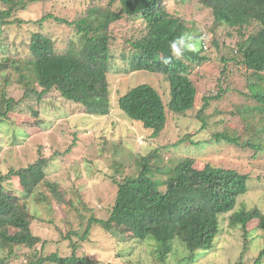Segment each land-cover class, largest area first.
Wrapping results in <instances>:
<instances>
[{
	"label": "rangeland",
	"instance_id": "obj_1",
	"mask_svg": "<svg viewBox=\"0 0 264 264\" xmlns=\"http://www.w3.org/2000/svg\"><path fill=\"white\" fill-rule=\"evenodd\" d=\"M88 1L31 3L25 11L14 13L11 21L21 19L26 24L2 28L0 63L15 59L19 64L30 56V41L36 32L50 36L58 50L64 51L70 41L78 40L74 30L53 20L46 22L43 28L37 22L47 14L74 21L82 16ZM165 3L170 14L180 13L188 20L199 21L204 34L198 46L204 47L203 55L210 60L190 73L198 92L194 109L186 115L169 111L166 129L157 138H153L152 132L141 123L129 119L119 107L120 97L142 84L153 86L166 103L169 101V82L163 76L145 71L124 73L126 65L120 55L131 48L126 41L140 34L143 25L138 21L124 18L110 29L115 38L111 48L116 60L108 76L112 102L109 116L88 115L83 106L64 100L56 91L37 102L36 95L28 94L21 81L25 70L18 72L7 68L0 72V92L5 90L8 97L20 102L8 118L0 122V176L46 158V179L59 185L64 198L59 203L43 186L34 196L27 197L17 177L5 184L11 193L21 198L32 217V232L41 239L34 249L16 247L7 264H29L56 253L65 258L74 252L101 264H237L241 258L245 264H254L264 249V234L259 230L258 220L249 223L245 232L243 228H232L229 216L221 218V231L213 247L196 251L193 262L182 245H176L167 261L161 263L153 241L128 239L115 231L106 232L98 225L89 227L92 218L108 219L117 197L118 182L135 176L139 172L141 156L155 154L157 150L161 154V167L174 166L179 160L193 157L201 166L211 163L249 174V192L238 199L237 208L260 209L264 214V147L254 157V151L249 148L217 140V135L224 132L243 135L247 140L261 127L253 114L246 112L249 105H258L247 97L250 94L247 79L252 73L234 63L226 66L223 58L231 55L230 47L235 41L225 40V36L219 44H214L220 34L210 31L214 19L209 11L199 6L192 8L182 0H165ZM2 9L6 8L0 0ZM220 93L222 96L215 100ZM205 99L209 101L208 107L201 114ZM191 141L200 146L192 145ZM157 178L165 179L164 176ZM40 194L43 198H39ZM88 228L89 235L82 240ZM9 231L11 235L17 232L12 228ZM73 244L77 245L76 249ZM9 252L0 247V258Z\"/></svg>",
	"mask_w": 264,
	"mask_h": 264
},
{
	"label": "trees",
	"instance_id": "obj_2",
	"mask_svg": "<svg viewBox=\"0 0 264 264\" xmlns=\"http://www.w3.org/2000/svg\"><path fill=\"white\" fill-rule=\"evenodd\" d=\"M53 1L2 0L6 9L0 10V32L7 25L26 24L21 19H10L14 13L25 11L29 4ZM182 2L211 13L214 21L210 31L220 34L214 44H219L225 36V40L235 41L230 47L231 55L223 58L226 66L234 63L252 73V77L247 79L250 91L247 97L258 105H249L246 112L253 114V119L261 127L255 129L256 132L250 134L247 140L243 135H231L229 132L217 135V140L223 139L235 147L249 148L257 157L264 147V0ZM124 18L143 25L138 36L126 41L131 48L120 55L126 65L124 73L145 71L163 76L169 82L170 94L166 103L157 89L142 84L120 97L119 107L129 119L141 123L152 132L153 138H157L166 129L169 111L186 115L194 109L198 92L190 73L210 60V57L203 55L204 47L198 46L204 34L199 21L188 20L180 13L170 14L165 0H90L82 16L74 21L47 14L37 22L40 28L53 20L73 29L78 40L70 41L64 51H59L54 39L36 32L30 41L31 55L19 64L15 59L0 63V72L7 68L18 72L25 70L21 81L28 94L36 95L37 102L56 91L64 100L83 106L88 115L109 116L112 102L108 76L116 60L111 48L115 38L110 29ZM182 34L191 38L194 48L174 55L169 47L170 42ZM249 80L253 81L252 84ZM28 94L25 93V96ZM220 96L222 93L214 99L219 100ZM205 101L201 114L208 107V99ZM19 104L14 98L8 97L5 90L1 91L0 122L6 120ZM205 126L203 118V128ZM191 144L200 146L195 141H191ZM160 158L159 150L155 154L141 156L139 172L118 182L117 197L108 219L92 218L89 227L98 225L106 232L115 231L128 239L153 241L161 263L167 261L176 245L187 249L190 253L188 259L192 262L196 258V251L210 250L221 231V218L225 216H229L232 228H243L245 232L249 223L258 220L259 230L264 234V214L260 209L237 208L238 199L249 192V174L216 167L211 163L201 166L193 157L179 160L174 166L161 167ZM47 164V159L41 158L26 168L12 169L0 176V247L10 251L7 256L0 258V264H7L14 256L16 247L34 249L41 242L32 232L29 211L21 198L7 189V182L17 177L27 197L34 196L41 186L46 187L59 203L63 202L59 185L46 179ZM157 176H164L165 179L160 180ZM39 198H43V195L40 194ZM11 228L17 230L14 235L10 234ZM89 232L88 228L82 240L86 239ZM45 245L46 242L43 247ZM73 246L77 248L76 244ZM263 259L264 249L254 264H261ZM242 260L237 264H245ZM46 262L101 264L88 257H79L75 252L65 258L57 253L51 254L29 264Z\"/></svg>",
	"mask_w": 264,
	"mask_h": 264
},
{
	"label": "clouds",
	"instance_id": "obj_3",
	"mask_svg": "<svg viewBox=\"0 0 264 264\" xmlns=\"http://www.w3.org/2000/svg\"><path fill=\"white\" fill-rule=\"evenodd\" d=\"M191 38L187 34H182L170 42V49L174 55H180L184 50L193 49L194 45L190 42Z\"/></svg>",
	"mask_w": 264,
	"mask_h": 264
}]
</instances>
